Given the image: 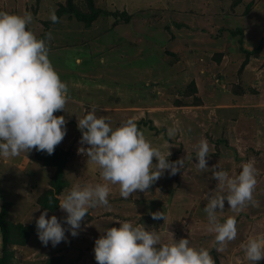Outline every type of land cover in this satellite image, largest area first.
I'll list each match as a JSON object with an SVG mask.
<instances>
[{
	"label": "rangeland",
	"instance_id": "1",
	"mask_svg": "<svg viewBox=\"0 0 264 264\" xmlns=\"http://www.w3.org/2000/svg\"><path fill=\"white\" fill-rule=\"evenodd\" d=\"M250 1L233 10L229 0H96L103 12H126L132 20L126 24L102 15L87 28L65 15L51 27L48 57L68 88L65 110L54 113L66 121V136L58 147L71 154L58 198L74 184L107 183L99 166L78 151L89 146L80 143L77 118L93 109L114 129L128 119L139 123L153 147L166 156L171 153L169 162L185 158V163L176 175L166 170L146 192L127 199L120 196L118 185L109 184V207L90 209L91 217L81 223L76 237L66 231V240L53 247L51 242L45 246L36 232L27 246L13 247L12 264H46L59 257L61 264H97L95 240L107 228H119L120 221L155 230L164 244L189 239L191 247L207 249L215 264L217 258L219 264H248L240 244L264 233V0L245 14ZM61 3L66 0H0V12L31 13L27 30L38 38ZM236 29L244 30L243 38L231 33ZM241 40L249 52L261 46L244 69L247 55ZM193 87L196 92H191ZM195 98L200 102L194 104ZM173 126L178 131L169 138L167 130ZM202 138L210 151L208 169L199 171L195 145ZM36 151L0 158V212L8 205L7 218L14 223L38 220L39 198L55 173L36 158ZM249 161L256 169L253 196L259 206L233 212L225 201L218 221L235 217L238 234L218 252L204 212L206 196L218 184L212 168L219 165L234 177ZM157 211L166 214V222L152 219L149 213ZM53 215L68 229L63 224L66 212L59 208L46 218Z\"/></svg>",
	"mask_w": 264,
	"mask_h": 264
},
{
	"label": "clouds",
	"instance_id": "2",
	"mask_svg": "<svg viewBox=\"0 0 264 264\" xmlns=\"http://www.w3.org/2000/svg\"><path fill=\"white\" fill-rule=\"evenodd\" d=\"M50 19L58 22L54 11ZM31 22V13L21 16L0 12V158L5 160L34 149L52 155L66 136L64 116L57 117L54 113L65 110L68 88L49 60L45 40L27 30ZM77 122L82 132L80 143L89 146L78 151L89 158L88 163L99 166L100 177L107 183L83 187L74 184L66 190V195L59 199V208L67 213L63 224L68 229L55 215L46 218L47 211L39 216L37 235L45 246L51 242L55 247L65 241L66 231L76 237L90 209L108 208L109 184L118 185L120 196L127 199L137 191L146 192L166 170L174 176L184 167L185 158L169 162L171 153L166 156L153 147L132 119L114 129L107 117H97L93 109L77 118ZM177 131L175 126L170 127L167 135L172 138ZM195 149L197 170L208 169V141L202 138ZM217 167L212 168V178L218 184L215 191L207 194L204 212L207 231L215 233L216 250L220 252L238 234L235 217L218 221L217 214L224 211L225 201L233 212L249 205L258 207L259 202L253 196L257 179L252 161L243 163L234 177L220 168L217 171ZM149 214L153 220H167L164 212ZM117 223L119 228H107L95 240L97 264H215L207 249L191 247L189 239L182 238L179 242L173 239L171 244H164L160 233L146 230L143 224ZM240 248L248 264L264 260V233L248 237Z\"/></svg>",
	"mask_w": 264,
	"mask_h": 264
},
{
	"label": "trees",
	"instance_id": "3",
	"mask_svg": "<svg viewBox=\"0 0 264 264\" xmlns=\"http://www.w3.org/2000/svg\"><path fill=\"white\" fill-rule=\"evenodd\" d=\"M227 1V0H221ZM231 2V9H237L239 6L243 5V0H229ZM257 0H251L250 3L246 6L245 14L250 13L252 8L256 5ZM88 9L89 12H86L85 9ZM96 6V0H66L64 5L59 4L58 9L56 10L55 15L58 18V22L53 23L45 22L44 31L38 37V39H43L45 42L49 37V30L52 26H56L63 16L67 15L70 19H75L76 21L83 23L87 28L92 27L93 24L98 20L102 15L116 17L118 22H125L128 24L132 20V16L128 15L126 12H115L108 13L103 12L101 8ZM179 26V25H178ZM235 36L240 35L241 38L244 37L243 29H236L231 31ZM241 50L246 53L247 57L242 68L244 69L249 63L251 55H259L261 51V46L257 49H254L253 52L246 51L242 47V40L240 41ZM191 92H196V88L193 87ZM200 100L195 98L193 103L197 104ZM176 105H181V102H177ZM138 129L143 131L142 126L139 123H136ZM36 158L43 163L45 167H50L55 170L54 176L51 180V185L48 190H46L43 195L39 198L38 204L40 206L41 212L44 211L53 213L59 209V198L62 192L65 189L64 176L65 168L68 167V162L71 160V154L68 151H65L63 148L56 146L54 154L48 155L46 152L36 151ZM8 205L4 204L0 212V233H1V242H0V264H12L13 262V247H25L29 244L32 236L37 232L36 222L30 225H25L22 223H14L8 220ZM91 217L89 214L85 217V221ZM66 218V217H65ZM82 222H85V221ZM214 254V252H212ZM217 258V256H216ZM61 257L53 258L47 261L46 264H61ZM219 259H216L217 264H219Z\"/></svg>",
	"mask_w": 264,
	"mask_h": 264
},
{
	"label": "crops",
	"instance_id": "4",
	"mask_svg": "<svg viewBox=\"0 0 264 264\" xmlns=\"http://www.w3.org/2000/svg\"><path fill=\"white\" fill-rule=\"evenodd\" d=\"M258 2H259V0H257V3H256V5L258 4ZM243 3H244V0H243ZM256 5H255V6H256ZM255 6H254V7H255ZM189 108H190V107H189Z\"/></svg>",
	"mask_w": 264,
	"mask_h": 264
}]
</instances>
